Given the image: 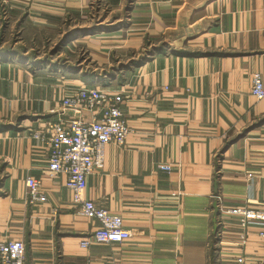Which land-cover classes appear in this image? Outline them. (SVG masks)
<instances>
[{
	"label": "crops",
	"instance_id": "0c3cea01",
	"mask_svg": "<svg viewBox=\"0 0 264 264\" xmlns=\"http://www.w3.org/2000/svg\"><path fill=\"white\" fill-rule=\"evenodd\" d=\"M72 30L83 33L50 54ZM74 45L85 58L63 56ZM257 73L264 83V0H0V240L22 241L24 264H264L260 230L242 232L215 199L257 209L264 196ZM81 86L120 95L131 130L124 146H105L84 190L121 216L130 237L119 244L80 246L97 223L72 205L62 175H44L47 146L30 136L58 119L89 121L60 108ZM29 176L46 202L26 203Z\"/></svg>",
	"mask_w": 264,
	"mask_h": 264
},
{
	"label": "built area",
	"instance_id": "2783aa9c",
	"mask_svg": "<svg viewBox=\"0 0 264 264\" xmlns=\"http://www.w3.org/2000/svg\"><path fill=\"white\" fill-rule=\"evenodd\" d=\"M250 93L257 101L264 99V83L258 73L252 75ZM121 101L120 95L100 86H81L62 98L60 108L62 113L71 111L75 115L82 111L92 112L89 121L76 117L58 119L30 133L33 139L47 146L48 165L44 175L49 178L62 175L64 185L70 191L72 205L81 216L97 223L89 236L80 242L82 248H87L91 243L119 244L130 237L120 215L110 213L84 198L86 177L103 168L105 146H124L131 132L120 110ZM157 169L168 172L170 166L159 165ZM24 187L25 200L29 206L46 202L40 179L29 176L24 181ZM215 199L219 215L235 218L242 232L249 227H257L264 240V196L257 209L224 208L221 196L217 195ZM51 214L56 216L58 209H51ZM240 238L243 241L244 234ZM24 260L25 246L22 241L0 240V264H24ZM236 264H244L243 258L237 257Z\"/></svg>",
	"mask_w": 264,
	"mask_h": 264
},
{
	"label": "rangeland",
	"instance_id": "374dc122",
	"mask_svg": "<svg viewBox=\"0 0 264 264\" xmlns=\"http://www.w3.org/2000/svg\"><path fill=\"white\" fill-rule=\"evenodd\" d=\"M96 29H93V27L91 28V29H89V31L88 32H86V33H92L93 31H95ZM77 34H82V32H80V31H78V30H76V31H70V32H67L64 36H63V38L61 39V41H60V43H58L51 51H50V54H53V55H56V56H58V51L62 48V46H64L65 44H67V43H71V39H72V37H75ZM72 41H74V40H72ZM72 53H74V55L75 56H78L81 60L83 59V58H85V56H86V54H85V52H84V50H83V48H82V46H80V45H74V47H71V50H69V51H64V55L63 56H72ZM47 54V53H46ZM71 54V55H70ZM52 55V56H53ZM146 56V55H145ZM86 62H87V60H86ZM132 62V61H131ZM131 62H129V63H127L126 65H129V64H131ZM89 66V69H90V71L92 70V65L90 64V65H88ZM113 66H114V69L115 70H117L119 67L118 66H115L114 64H113ZM108 72V74H111L112 73V69H107V68H104L103 69V71L102 72ZM98 72V71H97ZM107 74V73H106ZM100 78L101 79H103V80H101V81H104V82H108V79H109V77H105V78H102V74L100 75ZM99 83H101V82H99Z\"/></svg>",
	"mask_w": 264,
	"mask_h": 264
},
{
	"label": "trees",
	"instance_id": "16d2710c",
	"mask_svg": "<svg viewBox=\"0 0 264 264\" xmlns=\"http://www.w3.org/2000/svg\"><path fill=\"white\" fill-rule=\"evenodd\" d=\"M74 31H76V30H74ZM89 30H85V33L86 32H88ZM83 33V32H82ZM86 34H88V33H86ZM162 48H163V46H161L160 48H158V49H154V50H152V52L149 54H146V56H144V58H141V59H139L138 61H136V65H139V64H141V63H143L146 59H147V57H149L150 55H153L154 53H158V52H160L161 50H162ZM173 54H179V55H181V54H183V52L182 51H173ZM0 128L2 129H9L8 128V126H0Z\"/></svg>",
	"mask_w": 264,
	"mask_h": 264
}]
</instances>
